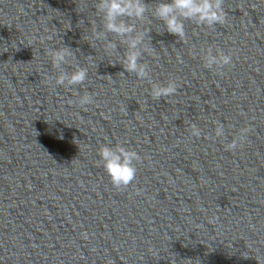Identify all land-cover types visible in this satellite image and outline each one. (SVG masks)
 <instances>
[{"label": "water", "instance_id": "obj_1", "mask_svg": "<svg viewBox=\"0 0 264 264\" xmlns=\"http://www.w3.org/2000/svg\"><path fill=\"white\" fill-rule=\"evenodd\" d=\"M94 5L0 0V264H264V0H224V24L185 21L183 39L138 24L150 79L178 85L159 101L124 72L123 46L92 38ZM64 45L88 68L83 86L50 79L46 50ZM209 46L233 64L204 68ZM84 92L92 104L69 102ZM241 127L246 142L225 151ZM107 141L141 157L125 190L98 163Z\"/></svg>", "mask_w": 264, "mask_h": 264}, {"label": "clouds", "instance_id": "obj_2", "mask_svg": "<svg viewBox=\"0 0 264 264\" xmlns=\"http://www.w3.org/2000/svg\"><path fill=\"white\" fill-rule=\"evenodd\" d=\"M224 0H155L154 4L145 0H95V11L98 24L92 27V38L99 41L104 51L111 54L118 50V46L124 47V53L120 60L124 72L135 74L138 80H148L150 83L149 95L153 100L171 97L178 90L177 82L169 79L166 82H153L150 79L149 66L141 62L143 54L148 51L145 46V38L149 36L138 24H142L146 18L155 19L163 24V31L183 39L186 35L185 21L195 22L197 25L213 28L225 23L226 14ZM109 34L113 38H109ZM51 39V36L48 37ZM30 46V45H29ZM50 57L55 75L50 77L55 85L66 88L83 86L88 80V68L79 64H73L75 53L69 46L49 48L46 50ZM204 68L209 71L222 72L233 64V57L219 48L211 46L199 51ZM69 68L71 70H69ZM81 107L93 103V96L89 92L78 95L76 101ZM193 137L201 136V129L196 125L190 126ZM215 139L225 141L227 132L222 122H216L212 133ZM249 135L247 127H241L233 134V138L224 143V150L234 152L241 148ZM98 163L104 168L110 178V182L117 190H125L136 179V164L141 160L139 153L126 147L121 142L112 145L107 141L99 146ZM139 194L140 190L137 189ZM210 219L209 223H214Z\"/></svg>", "mask_w": 264, "mask_h": 264}]
</instances>
